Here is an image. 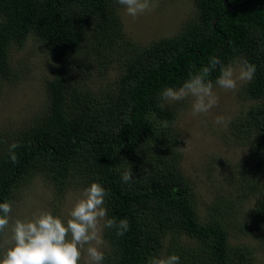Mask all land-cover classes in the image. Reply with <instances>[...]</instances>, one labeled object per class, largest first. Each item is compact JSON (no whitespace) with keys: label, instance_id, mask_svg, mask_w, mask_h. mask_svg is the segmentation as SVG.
<instances>
[{"label":"trees","instance_id":"trees-1","mask_svg":"<svg viewBox=\"0 0 264 264\" xmlns=\"http://www.w3.org/2000/svg\"><path fill=\"white\" fill-rule=\"evenodd\" d=\"M192 1L176 32L145 44L127 32L117 0H0V84L19 77L12 53L30 40L51 70L43 107L0 138V202L13 204L38 176L58 196L99 182L108 216L130 224L121 237L104 230L103 264H146L161 254L178 255L179 264H264L252 242L264 238V0H228L238 5L231 11L223 0ZM213 55L225 66H256L228 126L244 149L232 181L240 206L224 194L202 202L181 169V107H160L164 88L181 87ZM218 76L219 65L208 79ZM128 168L134 179L126 184ZM57 206L51 212L62 218Z\"/></svg>","mask_w":264,"mask_h":264},{"label":"rangeland","instance_id":"rangeland-1","mask_svg":"<svg viewBox=\"0 0 264 264\" xmlns=\"http://www.w3.org/2000/svg\"><path fill=\"white\" fill-rule=\"evenodd\" d=\"M157 3L154 10L135 19L128 16L124 7L119 5L125 28L135 40L148 44L156 37L170 36L194 12L192 0H157ZM37 50L38 44L30 40L22 50L12 53L14 68L19 77L0 84V138L7 135L12 127L29 120L45 103L44 79L51 74V70L46 65L47 56H42ZM243 85H239L236 91H226L214 84L213 91L218 97V104L206 114L192 115V98L177 101L181 107L177 128L185 140L181 169L193 182L198 197L204 203L218 194H224L240 206L239 195L242 190L235 187L232 181L238 176L236 163L243 156L244 149L231 143L228 126L242 106L238 92ZM218 115L225 117L226 125L215 122ZM228 166L231 168L229 172L226 169ZM48 185L43 177L38 176L20 191L18 199L12 204L10 225L3 235L0 257L7 248L4 242L11 239V225L15 220H28L42 211H52L55 204L62 218H66L75 199L84 189L81 185L72 184L65 188L63 195L58 196L54 187ZM241 237L242 234L237 238ZM252 242L264 250V238L263 241ZM261 250L257 253L260 254ZM85 259L86 252L82 250L80 264H84Z\"/></svg>","mask_w":264,"mask_h":264},{"label":"clouds","instance_id":"clouds-1","mask_svg":"<svg viewBox=\"0 0 264 264\" xmlns=\"http://www.w3.org/2000/svg\"><path fill=\"white\" fill-rule=\"evenodd\" d=\"M128 16L139 15L154 10L157 0H117ZM219 65V76L215 86L226 91H236L239 85L251 82L256 66L247 61H234L228 65L220 63L215 55L210 56L208 64L196 74H190L181 87H166L160 93L165 104L192 98L191 113L193 116L206 114L218 104V97L213 91L214 83L208 77ZM217 124H225L223 116L215 118ZM167 127V121L162 124ZM16 142L9 146V159L16 163L18 156ZM120 171V169H117ZM124 183L134 178L131 168L121 172ZM108 195L99 182H92L85 187L75 199L66 218L54 215L50 210L42 211L28 220L17 219L11 225V239L5 241L6 251L0 257V264H80L82 250L86 252L84 264H103L105 251L108 248L103 238L105 229H114L117 237L124 236L130 224L127 218L117 221L108 216L105 197ZM10 201L0 202V233L10 225ZM86 246V247H85ZM176 254L151 256L146 264H179Z\"/></svg>","mask_w":264,"mask_h":264},{"label":"water","instance_id":"water-1","mask_svg":"<svg viewBox=\"0 0 264 264\" xmlns=\"http://www.w3.org/2000/svg\"><path fill=\"white\" fill-rule=\"evenodd\" d=\"M223 2L226 6L227 11L235 10L238 8V5H232L228 0H223Z\"/></svg>","mask_w":264,"mask_h":264}]
</instances>
